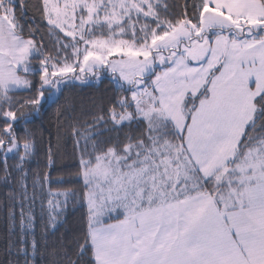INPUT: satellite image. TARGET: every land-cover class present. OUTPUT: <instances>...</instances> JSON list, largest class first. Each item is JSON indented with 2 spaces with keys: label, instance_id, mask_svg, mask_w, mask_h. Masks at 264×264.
<instances>
[{
  "label": "crops",
  "instance_id": "0c3cea01",
  "mask_svg": "<svg viewBox=\"0 0 264 264\" xmlns=\"http://www.w3.org/2000/svg\"><path fill=\"white\" fill-rule=\"evenodd\" d=\"M200 1L201 9L237 27L264 25L261 0ZM223 30L210 33L209 51L197 59L180 51L154 78V103L180 140L199 186L185 208L175 206L187 201L178 197L166 214L157 209L153 225L158 222L157 236L168 235L173 245L184 227L191 244L227 254L232 249L235 264H264V118L255 123L257 100L264 96V36L238 40ZM34 44L0 20V69L8 88L22 81L18 72L34 59ZM193 49L202 54L197 43Z\"/></svg>",
  "mask_w": 264,
  "mask_h": 264
},
{
  "label": "rangeland",
  "instance_id": "374dc122",
  "mask_svg": "<svg viewBox=\"0 0 264 264\" xmlns=\"http://www.w3.org/2000/svg\"><path fill=\"white\" fill-rule=\"evenodd\" d=\"M165 4L164 0H44L46 19L53 30L54 41L58 42L56 54L51 58L54 59L51 62L53 71H59L64 64L73 68L82 67L89 53H97L104 58L102 61H89L90 66L100 64L98 69L134 66L132 72H125L119 79L127 86L134 82L137 85L134 102L139 118L144 122V132L139 137L134 136L132 130L126 134L129 154L139 152V155H133L127 163L123 159L112 163L106 177L114 190V199L126 198L129 216L125 221V230L107 240L101 264H235L232 259L237 257L232 249L227 254L226 250L220 251L219 248L209 250L203 243L191 244L184 227L179 229L184 232L176 238V246L168 235L157 236L154 226L158 222L153 225L156 210L160 208V214H166L175 198L182 197L188 201L178 200L175 203L177 208L188 206L199 183L195 181L196 173L183 155L180 140L173 136L154 103L152 89L142 91L145 86L143 81L155 69L172 64L179 51H188L189 57L195 59L203 55L204 50L209 51L211 32L216 33L223 28L230 35H240V28L228 29L232 23L230 20L214 16L213 12L201 7L194 22L189 19L181 23L163 20L159 9L166 10ZM0 20L6 23L8 31L19 36L12 15L0 16ZM196 43L202 54H196L197 49H193ZM34 45V59L28 65L25 63L18 72L22 81H35L29 74L39 72L45 62L50 68L47 58L36 61L42 54ZM110 52L121 54L110 56ZM104 64L107 67L102 66ZM132 119L128 115L129 123ZM122 147L115 146L117 152ZM110 159L115 161L116 157ZM161 197L163 199L156 207ZM175 247L178 249L176 253L173 252ZM175 254L176 258H173Z\"/></svg>",
  "mask_w": 264,
  "mask_h": 264
},
{
  "label": "snow or ice",
  "instance_id": "6c2138e0",
  "mask_svg": "<svg viewBox=\"0 0 264 264\" xmlns=\"http://www.w3.org/2000/svg\"><path fill=\"white\" fill-rule=\"evenodd\" d=\"M16 7L27 5L22 0H16ZM40 8L43 11V0ZM14 13L15 9L13 15ZM42 23L47 26L48 21ZM120 54L121 52L109 53L110 56ZM92 59L102 61L104 58L97 53H89L79 69V75L68 64L61 66L59 71H52L45 62L39 68L41 78L38 81L17 82L14 88H8L2 83L3 70L0 69V164L3 165L0 172H3L5 184L11 178L15 185L7 198L10 203L3 206L8 221L7 251L10 257H16L15 264H39L37 257L41 255V242L47 240L49 228L55 234L62 223L59 217L66 215L70 204L78 206L83 212L82 219L86 221L83 239L76 246L77 260L87 253L90 256L88 264H101V256L106 254L107 240L126 228L125 221L129 216L127 200L123 196L114 199V190L106 177L112 163H119L121 159L126 163L130 162L132 156H138L139 152L129 154L128 144L117 152L110 142L100 140L101 133L98 129L107 123L105 115L117 128L124 126L123 113L121 112V119L118 120L117 109H127L125 102L130 98L132 90L123 89L118 76L123 77L125 72H132L133 65L108 69L114 78L113 83L121 85L116 90L123 92L118 99L114 98L107 108L101 106L99 114H94L91 122L81 123L77 120L69 125L67 135L73 143L74 161L71 166L57 167L58 152L53 151L50 142L44 150V162L38 165L37 171H33L30 162L39 155L40 150L36 148L35 139L27 137L26 131L23 135L16 131L21 121L24 124L30 123L40 117L46 105L58 104L59 97L54 99V92L62 95L61 85L67 88L69 85L74 86L77 81L83 83L86 75L97 77V69L101 65L90 66L89 61ZM102 66L107 67L106 64ZM20 109H28V114L25 115ZM110 157H116V160L113 161ZM9 159L14 161L13 165L7 164ZM105 165L108 166L107 169L104 168ZM41 223L45 233L38 236L37 228ZM7 264L12 262L9 260ZM70 264H77V261L70 260Z\"/></svg>",
  "mask_w": 264,
  "mask_h": 264
},
{
  "label": "trees",
  "instance_id": "16d2710c",
  "mask_svg": "<svg viewBox=\"0 0 264 264\" xmlns=\"http://www.w3.org/2000/svg\"><path fill=\"white\" fill-rule=\"evenodd\" d=\"M166 10L164 8L159 9V13L162 15L163 20H169L174 22H183L187 19L196 21L199 17L200 12V0H164ZM264 3V0H261ZM197 2V3H196ZM23 4L27 7H16V0H0V16L6 17L8 14L14 17V27L18 35L24 39H30L37 45V48L41 51V56L36 59L37 62L47 58L50 63L54 59L55 52L58 47V42L54 41L52 36V29L49 24L43 25V21L46 19V9L44 8L43 0V11H41L40 4L41 0H22ZM13 9L15 13L13 15ZM199 10V11H198ZM169 14V18H168ZM161 19V20H162ZM244 23V22H243ZM235 24H232L228 29L238 30ZM226 32V30H223ZM239 34L236 38L243 40L254 37L261 38L264 36V25L255 27L250 23L245 22L244 25L239 29ZM50 33V34H49ZM34 34V38L33 37ZM210 34V33H209ZM212 35L210 34V37ZM41 40L43 45L41 46ZM190 45V44H189ZM162 51V50H161ZM180 52V51H179ZM59 64V63H57ZM171 63H167L163 68L155 69L152 75L144 77L143 90L152 89L151 95L154 96L153 86L154 78L157 74L164 72L165 69L169 68ZM76 75H79L80 66L74 67ZM40 72L29 74L38 81L41 77ZM21 76H24L23 72H20ZM48 78L51 79V75L48 74ZM119 78V76H118ZM71 79V77H69ZM114 78L111 76L106 68L97 69V77L85 76L84 82H75V85H69L64 88L63 94L54 92V99L59 97V102L49 103L45 107V111L41 113L39 118H35L32 122L24 124L23 121L19 124L16 131L17 134L23 135L27 132V137H33L35 139L36 148L39 155L34 157L30 162V167L33 171H37L38 165L44 162V150L48 148L51 142L53 151L58 152L57 155V167H64L65 165L71 166L74 161L72 159L73 143L68 138L69 125L76 122L77 120L81 123L91 122L94 114L98 115L100 107L107 108L109 103L114 98H119L123 92L119 93L116 91L121 86L120 84L113 83ZM123 84V83H122ZM135 82L131 86L123 84V89H131L130 98L125 102L128 105L126 110L117 109V119H121V112L123 113L124 126L117 128L108 116L105 115L104 119L107 121L106 124L102 125L98 131L101 133L100 140L108 141L114 147H122L127 143L126 134L130 130L134 131V136H141L144 132V122L139 118V113L135 106V93L137 91ZM25 95L27 93H24ZM258 115L255 118V123L259 118H264V96L257 100ZM21 112L28 114V109H20ZM131 113V115H129ZM20 114L18 113V116ZM128 115L133 118L132 123L127 121ZM144 140V137H140ZM59 139V144H58ZM136 140L139 141V138ZM121 143V144H117ZM78 155V153H77ZM2 159V158H0ZM7 164L13 165L14 161L9 159ZM0 168L3 165L0 164ZM3 172H0V264H7L10 260L12 264H15L16 257L9 256L7 251V245L9 243L8 237V221L6 220V213L3 210V206L6 203H10L7 199L11 194L15 185L10 178L8 183L4 182ZM83 212L79 210L77 205L70 204L67 207L66 215L59 220L62 222L55 234H52L49 228L47 234V240L41 242V255L37 257L39 264H70V260L77 264H88L90 259L89 254H85L83 257L77 260L76 246L77 242L82 241L83 232L86 230V221L82 219ZM39 235H44L45 230L43 223L37 228ZM14 239V238H13Z\"/></svg>",
  "mask_w": 264,
  "mask_h": 264
}]
</instances>
